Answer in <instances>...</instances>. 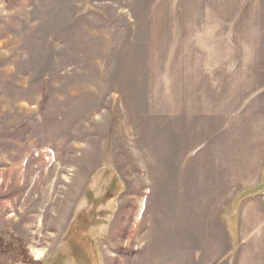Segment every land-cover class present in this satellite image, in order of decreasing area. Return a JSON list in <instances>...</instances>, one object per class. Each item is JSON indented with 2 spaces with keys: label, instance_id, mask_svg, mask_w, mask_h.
Wrapping results in <instances>:
<instances>
[{
  "label": "rangeland",
  "instance_id": "374dc122",
  "mask_svg": "<svg viewBox=\"0 0 264 264\" xmlns=\"http://www.w3.org/2000/svg\"><path fill=\"white\" fill-rule=\"evenodd\" d=\"M262 116L264 0H0V236L40 264H264L225 215L264 191Z\"/></svg>",
  "mask_w": 264,
  "mask_h": 264
},
{
  "label": "crops",
  "instance_id": "0c3cea01",
  "mask_svg": "<svg viewBox=\"0 0 264 264\" xmlns=\"http://www.w3.org/2000/svg\"><path fill=\"white\" fill-rule=\"evenodd\" d=\"M256 120L263 126L257 133L245 140L246 151L249 153L250 150L251 155L255 154V156L262 157L259 168H256V171L262 173L264 172V116L257 117ZM243 149L245 150V147ZM260 185V183L255 184L254 182L247 183L243 185V190L255 191ZM229 209L228 211L230 212L225 215H239L240 223L237 227L239 228L237 234L243 237L241 243L247 244L249 246L247 249L251 250L256 241L257 245H263L264 249V191L252 194L239 202L233 203ZM232 234H236L235 231Z\"/></svg>",
  "mask_w": 264,
  "mask_h": 264
},
{
  "label": "trees",
  "instance_id": "16d2710c",
  "mask_svg": "<svg viewBox=\"0 0 264 264\" xmlns=\"http://www.w3.org/2000/svg\"><path fill=\"white\" fill-rule=\"evenodd\" d=\"M0 252L6 254L9 257H13L16 252L17 256L15 258L19 260V257L21 256L22 264H40L39 262L36 261L34 262L26 251L22 250L20 253L19 251H15L12 245L7 244L3 241L1 236H0Z\"/></svg>",
  "mask_w": 264,
  "mask_h": 264
}]
</instances>
